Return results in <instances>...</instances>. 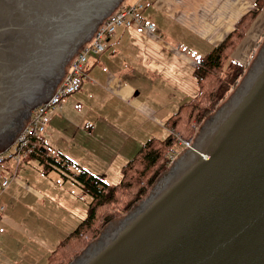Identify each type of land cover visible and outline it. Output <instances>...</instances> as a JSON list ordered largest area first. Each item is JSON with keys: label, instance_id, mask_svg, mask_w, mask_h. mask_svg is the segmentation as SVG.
I'll return each mask as SVG.
<instances>
[{"label": "water", "instance_id": "95a60500", "mask_svg": "<svg viewBox=\"0 0 264 264\" xmlns=\"http://www.w3.org/2000/svg\"><path fill=\"white\" fill-rule=\"evenodd\" d=\"M121 2L0 0V153ZM31 6L50 12L27 13ZM184 151L71 264H264V36L237 89Z\"/></svg>", "mask_w": 264, "mask_h": 264}, {"label": "crops", "instance_id": "0c3cea01", "mask_svg": "<svg viewBox=\"0 0 264 264\" xmlns=\"http://www.w3.org/2000/svg\"><path fill=\"white\" fill-rule=\"evenodd\" d=\"M256 1L143 0V18L147 24L154 25V31L148 32L141 26L118 30L107 42L106 51L89 60L81 90L68 97L54 113L40 138L39 148L45 147L53 157L66 156L88 171L99 169L113 179L121 177L124 166L144 143L154 138L165 140L170 135L166 123L182 104L198 94L195 69L206 55L200 51L208 49V54L224 42L239 20L253 10ZM136 2L122 0L115 12ZM263 36L264 9L233 53V59L249 65ZM4 165L13 173L12 162ZM69 169L71 173H78L75 168ZM3 177L0 181V206L4 207L0 212V235L10 216L11 222L23 227L22 237L27 232L34 241L41 239L32 229L35 222L44 218L55 222L56 215L67 220L66 225L74 222L72 231L87 216L91 197L72 179H64L59 171L45 174L33 157L20 167L7 188L3 187V182L8 178ZM101 177L113 184L108 177ZM28 179H35L41 185L31 187ZM42 182H47V186ZM24 186L32 192L26 204L20 197L16 202L15 194L19 192L24 196ZM60 190L69 196L65 194L67 197L61 198ZM23 209L47 210L48 213L45 217L41 213L24 214ZM60 210L66 214L59 216ZM70 220L73 222L69 224ZM58 243L59 239L56 245Z\"/></svg>", "mask_w": 264, "mask_h": 264}, {"label": "trees", "instance_id": "16d2710c", "mask_svg": "<svg viewBox=\"0 0 264 264\" xmlns=\"http://www.w3.org/2000/svg\"><path fill=\"white\" fill-rule=\"evenodd\" d=\"M263 9L264 0H257L253 10L239 20L224 42L199 60L195 69L198 95L182 104L166 123L170 135L165 140L154 138L142 145L137 155L124 166L118 183L110 184L66 156L53 157L45 147L38 146L33 159L45 174L59 171L64 179H72L92 199L86 218L60 242L47 264L75 261L108 223L130 213L146 199L150 189L170 169L168 153L177 145L176 136L191 141L200 125L218 110L245 77L250 64L236 61L233 53ZM69 168H76L78 173H71Z\"/></svg>", "mask_w": 264, "mask_h": 264}, {"label": "built area", "instance_id": "2783aa9c", "mask_svg": "<svg viewBox=\"0 0 264 264\" xmlns=\"http://www.w3.org/2000/svg\"><path fill=\"white\" fill-rule=\"evenodd\" d=\"M144 8L145 4L143 0H137L133 6L121 9L110 15L97 28L89 44H84L72 58L69 64V71L66 73L64 80L52 98L47 103L37 106L32 111L30 122L24 130L20 132L7 151L0 153V165L12 162L14 166V173L11 179H6L3 182L4 188L9 187L11 180L17 176L21 165L25 164L26 160L32 158L34 153H36L40 138L46 132L54 113L59 111L69 96L81 90L87 77L89 60L92 57L102 55L107 49V42L121 28L141 26L148 32L154 31V25L147 24L143 18ZM176 137L177 146L168 153L171 159L170 164L174 162L180 152L188 149L191 144V141H184L179 139V136ZM3 210L4 207L0 206V212Z\"/></svg>", "mask_w": 264, "mask_h": 264}, {"label": "rangeland", "instance_id": "374dc122", "mask_svg": "<svg viewBox=\"0 0 264 264\" xmlns=\"http://www.w3.org/2000/svg\"><path fill=\"white\" fill-rule=\"evenodd\" d=\"M207 50L208 49H204V51H200V52L203 53V55H204V54H207V52H208ZM200 52L197 51L196 53L200 54ZM199 90L200 89H198V93H199ZM188 94H191V93H188ZM189 96H191V95H189ZM195 97H193V98H195ZM193 98H190V99H193ZM203 123L200 125V127L203 125ZM200 127L198 128V130L200 129ZM197 131H196V133H197ZM179 139L187 141L185 139H182L180 136H179ZM192 139H191V141H192ZM176 146L174 148H176ZM180 153H182V152H180ZM23 166H24V164L21 166V168H23ZM172 166H173V163L170 165V169L168 171H170L172 169ZM28 168H30V167H27V169ZM27 169L25 171H27ZM28 170H30V169H28ZM25 171H23L20 175L22 176ZM89 171L92 172L93 174L99 176L100 178H102L101 176L108 177L110 182H113V184L118 183L121 179V177H117L116 179H113V178L109 177V175L107 173H105L104 171H101L99 169H91ZM13 173H14V166H13ZM13 173H11L10 169L5 167L4 164H3V166L0 165V181L4 178L3 175H5V178L11 179V176ZM33 173H35V172H33ZM16 177H14V178H16ZM31 177H32V175L29 176V179H31ZM29 179L27 180V183L31 187L37 188L38 186L41 185V184L39 185L35 179H32V180H29ZM42 183H45L47 186V182H42ZM17 187L18 186L15 187V190H17ZM152 189L153 188L150 189L147 197L150 196ZM22 192H23L24 196H22L19 192H15V194L18 198V199H16V200H18L16 202H19V197H20V199H24L23 202L26 204L27 201L32 196L31 195L32 192L26 186H24V188H22ZM58 194L61 198L67 197L66 195L69 196L68 193L61 191V190L58 192ZM87 197H89V196H87ZM41 211H37V210L33 211L30 209H28V210L23 209L22 210V212L24 214L41 213L44 217L46 216L45 214L48 213L47 210H41ZM13 213L14 212L12 211L11 215ZM61 213H64V212H62L60 210V211H58L57 214H59V216H61ZM24 214H22L21 216H23ZM64 214H66V213H64ZM125 215H127V214H125ZM17 218L19 219L20 215H18ZM54 220H55V222H53L51 218H47V219L44 218L40 222H35L32 229H33L34 233H36L41 239L39 241H34L33 239H31L29 237L27 232L24 233V235L22 237L21 231L23 230V227L20 225H16L13 222H11V216H10L9 223L3 229L2 235H0V264H43L46 261L47 256L51 253V251H48L49 248L53 249L56 246V242L58 239L60 240V242H62L65 239H67V237L70 233H72L74 231V230L71 231V229L74 227V222L72 220L69 221V224L73 222V224H71V225H66L68 223L67 220H62L59 217H57L56 215L54 216ZM31 222L32 221H30V223ZM63 225H65V226H63ZM69 231H71V232L69 233Z\"/></svg>", "mask_w": 264, "mask_h": 264}, {"label": "flooded vegetation", "instance_id": "af4514ba", "mask_svg": "<svg viewBox=\"0 0 264 264\" xmlns=\"http://www.w3.org/2000/svg\"><path fill=\"white\" fill-rule=\"evenodd\" d=\"M28 11H36L37 13L38 12H46L47 13V15H48V13L50 12V10H49V8H46V9H41L40 7H38V6H31L28 10H27V13H28ZM28 16V15H27ZM25 19H27V17L25 18ZM15 124H14V127H15V129H18L19 127H20V125H21V123H20V121H18V122H16V120H15V122H14ZM60 243H58L53 249H51L50 251H51V253L47 256V258H46V261L43 263V264H47L48 263V261H49V258H50V256L52 255V253L54 252V250L56 249V247L59 245ZM85 251V250H84ZM83 251V252H84ZM82 252V253H83ZM82 253H81V255H82ZM80 255V256H81ZM79 256V257H80ZM78 257V258H79ZM77 259V258H76ZM82 261V260H81ZM81 261H79V262H81ZM74 262V261H73ZM73 262H71V263H73ZM70 263V264H71Z\"/></svg>", "mask_w": 264, "mask_h": 264}, {"label": "bare ground", "instance_id": "6f19581e", "mask_svg": "<svg viewBox=\"0 0 264 264\" xmlns=\"http://www.w3.org/2000/svg\"><path fill=\"white\" fill-rule=\"evenodd\" d=\"M129 8V7H128ZM124 9V8H123Z\"/></svg>", "mask_w": 264, "mask_h": 264}]
</instances>
